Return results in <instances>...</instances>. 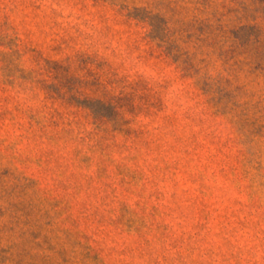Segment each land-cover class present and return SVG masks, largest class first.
<instances>
[{
    "label": "rangeland",
    "instance_id": "374dc122",
    "mask_svg": "<svg viewBox=\"0 0 264 264\" xmlns=\"http://www.w3.org/2000/svg\"><path fill=\"white\" fill-rule=\"evenodd\" d=\"M0 264H264V0H0Z\"/></svg>",
    "mask_w": 264,
    "mask_h": 264
}]
</instances>
